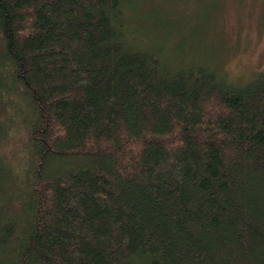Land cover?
I'll use <instances>...</instances> for the list:
<instances>
[{"label": "trees", "instance_id": "1", "mask_svg": "<svg viewBox=\"0 0 264 264\" xmlns=\"http://www.w3.org/2000/svg\"><path fill=\"white\" fill-rule=\"evenodd\" d=\"M133 1L0 0V264H264V71L175 67Z\"/></svg>", "mask_w": 264, "mask_h": 264}, {"label": "rangeland", "instance_id": "2", "mask_svg": "<svg viewBox=\"0 0 264 264\" xmlns=\"http://www.w3.org/2000/svg\"><path fill=\"white\" fill-rule=\"evenodd\" d=\"M132 10L175 67L205 61L238 84L264 71V0H134Z\"/></svg>", "mask_w": 264, "mask_h": 264}]
</instances>
